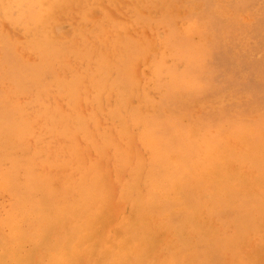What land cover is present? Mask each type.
Returning a JSON list of instances; mask_svg holds the SVG:
<instances>
[{
  "label": "rangeland",
  "instance_id": "obj_1",
  "mask_svg": "<svg viewBox=\"0 0 264 264\" xmlns=\"http://www.w3.org/2000/svg\"><path fill=\"white\" fill-rule=\"evenodd\" d=\"M0 264H264V0H0Z\"/></svg>",
  "mask_w": 264,
  "mask_h": 264
}]
</instances>
